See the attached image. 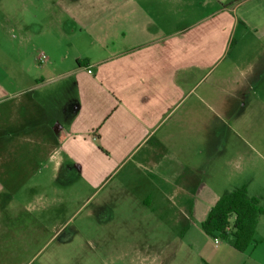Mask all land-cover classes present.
Instances as JSON below:
<instances>
[{"label": "crops", "instance_id": "obj_1", "mask_svg": "<svg viewBox=\"0 0 264 264\" xmlns=\"http://www.w3.org/2000/svg\"><path fill=\"white\" fill-rule=\"evenodd\" d=\"M64 2L53 4L66 20L39 26L55 33L21 87L29 97L0 98V191L21 184V250L43 233L55 241L56 221L72 219L73 203L88 202L94 187L105 212L99 234L123 233L122 216L129 227L122 245L100 236L108 259L264 264V214L261 243L238 252L231 236L215 245L201 230L211 206L196 216L185 207L219 170L236 169L264 208V0ZM12 230L0 227V264Z\"/></svg>", "mask_w": 264, "mask_h": 264}, {"label": "rangeland", "instance_id": "obj_2", "mask_svg": "<svg viewBox=\"0 0 264 264\" xmlns=\"http://www.w3.org/2000/svg\"><path fill=\"white\" fill-rule=\"evenodd\" d=\"M56 1L58 0H0V85L6 86L3 87L4 92L1 93L2 101L10 100L12 94H14L13 98L29 97V92L25 91L24 95L21 87L31 84L33 82L31 76L38 73L39 68L43 67L37 61L38 56L43 52L40 47L44 45L45 36L55 33L54 29L48 30L43 27L55 21L67 19L64 16V9L53 4ZM59 3L65 6L64 0H59ZM41 25L43 30L40 31L39 26ZM239 173L240 171L236 169L228 171V173L219 170L215 179L209 181L207 186L202 187L200 198L191 199L185 203L186 210L194 208L193 216L198 213L204 214L207 207L211 206L212 208L225 191L242 187V174ZM30 186L24 188V194L28 189H31L30 192H32L34 187ZM41 188L48 189L46 186ZM142 188L154 189V187ZM2 189L6 191H0V227L14 228L15 230L11 231L12 236L5 235L8 241L7 252L9 251V258L5 264H14V260L16 264H21V258L25 264H129L125 259L120 261L108 259L101 251L103 250L101 238L105 242L104 245H122L126 240H129V227L124 224L122 216L120 217L122 220L118 224L124 229L123 233L115 237L109 234L106 238L111 235V239L108 240L104 239L105 235L99 234V226L104 221L105 212L103 208L99 207L101 194L95 192L94 187H89L85 191L86 195L91 197L88 202L78 199L73 203L72 212L75 215L72 219L59 218L56 221L57 226L63 227V229L56 236L55 241H48L49 236L46 237L47 235L43 233L42 241L26 250H21V214L19 215L21 213V184L5 186ZM76 192L78 191L75 187ZM159 205L168 207L167 210L170 213L174 211L175 215L177 208L172 207L170 203L162 202ZM147 221L152 223L155 220L148 216ZM44 225L47 223L42 217L40 226ZM18 228L20 231H16ZM14 236L19 238L18 242L13 240ZM161 237L162 235L159 236V238ZM229 238H218V241L225 243ZM259 242L261 243V241ZM259 245L261 246L256 251L258 257L264 254V244ZM251 250L252 248H250ZM246 262L245 258H238L235 261V258L229 257L225 264H245ZM247 264L256 263L249 260Z\"/></svg>", "mask_w": 264, "mask_h": 264}, {"label": "trees", "instance_id": "obj_3", "mask_svg": "<svg viewBox=\"0 0 264 264\" xmlns=\"http://www.w3.org/2000/svg\"><path fill=\"white\" fill-rule=\"evenodd\" d=\"M264 214L259 198L251 197L246 187L225 191L210 209L201 230L215 239L233 238V248L245 252L259 243L256 226Z\"/></svg>", "mask_w": 264, "mask_h": 264}, {"label": "built area", "instance_id": "obj_4", "mask_svg": "<svg viewBox=\"0 0 264 264\" xmlns=\"http://www.w3.org/2000/svg\"><path fill=\"white\" fill-rule=\"evenodd\" d=\"M37 60H38L39 63L42 64V63H45V62H46L47 58H46V56L42 53V54H40V56H38ZM88 73H90V71H88ZM214 244H215V245H218V244H219L218 239H215V240H214Z\"/></svg>", "mask_w": 264, "mask_h": 264}]
</instances>
